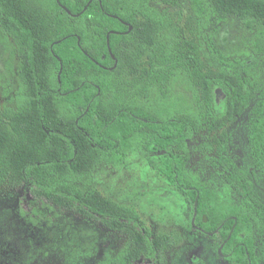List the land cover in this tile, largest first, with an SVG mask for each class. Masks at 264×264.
I'll return each mask as SVG.
<instances>
[{
    "label": "trees",
    "instance_id": "trees-1",
    "mask_svg": "<svg viewBox=\"0 0 264 264\" xmlns=\"http://www.w3.org/2000/svg\"><path fill=\"white\" fill-rule=\"evenodd\" d=\"M157 1L177 3L0 0V46L21 83L0 106V187L25 184L93 213L127 235V264L153 259L168 243L133 209L77 186L142 148L232 264H264V0H192L189 32ZM233 17L245 27L230 30ZM244 114L248 158L238 164L226 129ZM198 135L219 174L189 165Z\"/></svg>",
    "mask_w": 264,
    "mask_h": 264
},
{
    "label": "rangeland",
    "instance_id": "rangeland-1",
    "mask_svg": "<svg viewBox=\"0 0 264 264\" xmlns=\"http://www.w3.org/2000/svg\"><path fill=\"white\" fill-rule=\"evenodd\" d=\"M176 1L174 4L157 1L154 5L169 12L176 22L177 13H181L180 24L189 32L195 24L193 2ZM204 18L207 24L213 25L215 17L211 12L205 11ZM242 26L245 27L244 20L233 17L228 27L236 31ZM6 58L0 46L2 107L16 102L21 86L16 75L17 63L10 67ZM246 120L244 114L226 129L231 155L238 164H244L248 158ZM209 140L202 135L192 140L189 165L217 175L219 172L212 167L205 152L204 144ZM150 159L151 154L140 148L122 165L99 164L81 178L78 189L85 194L96 189L120 206L133 209L142 224L168 243L160 255L153 259L142 256L132 264H226L216 255L218 240L192 230V205L184 202L152 169ZM29 214L37 223L28 220ZM197 245L200 246L194 249ZM129 246L130 240L124 232L110 229L93 213L86 215L77 207H59L36 195L25 184L0 187V264H127V256L131 259ZM195 250L201 254V262L188 263Z\"/></svg>",
    "mask_w": 264,
    "mask_h": 264
},
{
    "label": "flooded vegetation",
    "instance_id": "flooded-vegetation-1",
    "mask_svg": "<svg viewBox=\"0 0 264 264\" xmlns=\"http://www.w3.org/2000/svg\"><path fill=\"white\" fill-rule=\"evenodd\" d=\"M191 221H192V219H191ZM193 222V221H192ZM191 222V226H192V230L194 231V232H196V233H198V234H200V235H202V236H204V237H208L209 238V236H211V237H213L215 240H218V242H219V246H218V249H217V252H216V255L218 256V257H221L225 262H226V264H232L228 259H227V255H225V254H223L222 252H221V248L223 247V245H224V243L223 242H221L218 238H216L215 237V234H214V232H205L203 229L201 230V229H198V228H196L195 226H193V223ZM191 234H193V235H195L194 233H191ZM201 245V244H200ZM200 245H197L196 246V248H194V249H197ZM207 248V247H206ZM205 248V249H206ZM203 249H204V247H203ZM206 251V250H205ZM192 252V251H191ZM212 252V251H211ZM201 254L197 251V250H195V251H193L191 254H190V256H189V260H188V263L189 262H193V263H200L201 262Z\"/></svg>",
    "mask_w": 264,
    "mask_h": 264
},
{
    "label": "water",
    "instance_id": "water-1",
    "mask_svg": "<svg viewBox=\"0 0 264 264\" xmlns=\"http://www.w3.org/2000/svg\"><path fill=\"white\" fill-rule=\"evenodd\" d=\"M66 8V7H65ZM67 9V8H66ZM67 11H69L68 9H67Z\"/></svg>",
    "mask_w": 264,
    "mask_h": 264
}]
</instances>
